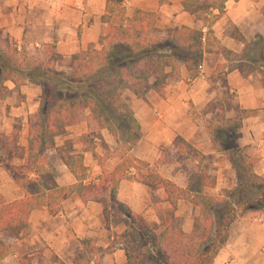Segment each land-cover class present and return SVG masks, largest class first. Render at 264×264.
<instances>
[{"label": "trees", "instance_id": "trees-1", "mask_svg": "<svg viewBox=\"0 0 264 264\" xmlns=\"http://www.w3.org/2000/svg\"><path fill=\"white\" fill-rule=\"evenodd\" d=\"M103 1L104 14L118 24L105 28L98 49L72 55L70 72L56 71L50 54L42 60L28 57L14 45L5 50L0 48V100L8 94L6 81L15 88L32 83L41 89L37 111L27 118L25 152L17 146L18 119L14 120L9 136L0 134V168L14 176V184L23 194L9 203L0 197V260L10 253L32 210L45 207L47 214L54 216L62 202L74 195L82 204L99 205L108 242L102 248L89 239L79 241L80 250L72 264H100L104 251L115 246L122 251L125 264H211L237 217L246 214L264 217V177L254 174L256 158L247 146L238 144L239 124L204 123L214 151L228 152L235 179V187L222 192L221 197L209 196L204 188L213 187L214 178L206 170L196 169L188 175L186 186L180 188L158 175L145 161L129 155L138 141L139 127L123 95L128 92L141 97L152 91L163 98L165 87L179 78L180 66L190 78L195 77L210 39L209 27L228 0H181L185 13L204 16L207 30L180 26L170 37L153 34L156 13L133 9L127 14L122 0ZM260 12L264 16V7ZM231 37L242 48L239 53L221 50L232 63L227 69L258 71L264 87V38L254 34L250 41H245L236 30ZM85 114L95 126L106 129L118 145L113 168L101 170L87 182L82 155L55 148L53 142L55 136L77 125ZM79 143L82 153L96 157L89 133L82 134ZM171 146L183 160L202 159L179 136L172 139ZM51 152L74 177L72 185L59 187L54 183L48 161ZM12 157H24L25 163L14 165L10 163ZM121 181L141 184L150 194L157 191L163 194L166 207L160 230L150 228L145 215L133 213L117 200ZM178 201H189L198 208L188 233L174 223ZM116 226L122 230L113 234ZM16 264L30 263L21 257Z\"/></svg>", "mask_w": 264, "mask_h": 264}, {"label": "crops", "instance_id": "crops-1", "mask_svg": "<svg viewBox=\"0 0 264 264\" xmlns=\"http://www.w3.org/2000/svg\"><path fill=\"white\" fill-rule=\"evenodd\" d=\"M127 14L133 9L157 14L153 34L170 37L180 26L207 30L204 16L185 13L181 0H122ZM264 0H228L223 12L209 27L210 39L205 45L200 69L190 78L179 67V78L167 85L163 98L152 91L141 97L128 95L123 99L133 111L138 123V141L129 155L145 161L160 175L184 188L187 177L196 169L206 170L214 178V186L204 188L209 196L221 197L222 192L235 187L229 154L216 152L204 129L205 122L220 124L222 120L239 122L240 146H247L256 158L255 175L264 177V87L258 71H229L221 50L239 53L242 45L231 37L236 30L245 41L254 34L264 38V16L260 9ZM216 14V12H213ZM118 22L104 14L103 0H0V48L14 45L30 58L44 60L52 56L54 69L67 73L72 69L71 56L79 51L98 49L104 30ZM212 38V39H211ZM8 94L0 100V134L9 136L15 119L19 120L17 146L25 152L27 118L38 108L41 89L25 83L15 88L4 83ZM125 94V93H124ZM209 107H206L208 106ZM77 125L67 127L53 138L55 148H64L71 155H82L87 181L101 170H111L118 150L112 135L98 128L87 117ZM89 133L94 153H82L79 137ZM181 137L202 156L199 162L180 158L172 148L174 137ZM174 158V159H173ZM54 183L59 187L72 185L75 180L57 156H48ZM10 163L22 165L24 157H12ZM0 168V197L5 203L22 198V192ZM153 197H157L153 200ZM117 200L136 214L145 215L150 228L160 230L166 207L160 191L150 194L141 184L121 181ZM198 208L189 201H178L174 223L188 233ZM120 227V226H119ZM118 233L122 230V227ZM89 239L105 248L108 238L97 203L82 204L72 195L62 202L60 211L50 216L45 207L32 210L19 238L0 264H16L26 257L30 264H72L80 250L79 241ZM102 261L113 258L112 264H125L121 250L104 251ZM100 258V264H101ZM211 264H264V217L249 214L237 217L229 226L224 243Z\"/></svg>", "mask_w": 264, "mask_h": 264}, {"label": "rangeland", "instance_id": "rangeland-1", "mask_svg": "<svg viewBox=\"0 0 264 264\" xmlns=\"http://www.w3.org/2000/svg\"><path fill=\"white\" fill-rule=\"evenodd\" d=\"M231 59V58H230ZM230 64H232L231 62H227V64H226V66H230ZM128 95H131L130 93H128V92H126L125 94H124V97H125V99H127L128 100ZM132 96V95H131ZM84 119H86V117L83 115V117H82V119H81V121L82 120H84ZM220 124H222V125H224V124H239V122H238V120H236V118L235 119H232L230 122H228L227 120H222L221 121V123ZM174 159V158H173ZM157 199V197H153V200H156ZM118 228H120L119 226H116V227H114L113 229H112V233L114 234V233H118V231L120 230V229H118ZM114 236V235H113ZM119 250L118 249V247L117 246H115L113 249H109V250H106V251H113V250ZM112 262H113V258H109V259H107V261H106V264H112ZM101 264H104V262L102 261V258H101ZM114 264V263H113Z\"/></svg>", "mask_w": 264, "mask_h": 264}, {"label": "built area", "instance_id": "built-area-1", "mask_svg": "<svg viewBox=\"0 0 264 264\" xmlns=\"http://www.w3.org/2000/svg\"><path fill=\"white\" fill-rule=\"evenodd\" d=\"M197 69H200V66H198V68Z\"/></svg>", "mask_w": 264, "mask_h": 264}]
</instances>
